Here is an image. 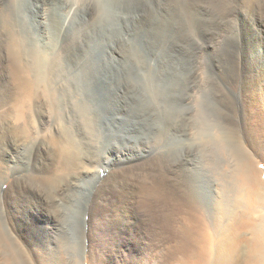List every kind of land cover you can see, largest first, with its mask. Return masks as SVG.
I'll list each match as a JSON object with an SVG mask.
<instances>
[{"label":"bare ground","instance_id":"1","mask_svg":"<svg viewBox=\"0 0 264 264\" xmlns=\"http://www.w3.org/2000/svg\"><path fill=\"white\" fill-rule=\"evenodd\" d=\"M26 1L11 0L0 11V42L9 59L10 133L19 142L0 170L8 168V179L19 184L44 185L48 199L79 205L62 207L63 217L54 225L61 252L47 247L49 252L38 253L35 260L12 234L0 191V264H96L94 242L85 249L92 236L85 234V216L96 209L91 198L100 193L99 186L111 180H103L99 166L91 167L88 181L80 176L88 172L87 162L103 153L111 156L102 169L129 162H134L132 171L140 169L137 161L152 150L119 149L145 144L153 136L165 137V144L152 166L167 168L175 181L164 188V205L152 197L160 194L155 185L143 199L149 226L161 232L156 245L164 250L156 252L159 262L154 263L148 248L141 264H264V171L254 154L257 146L253 152L246 147L217 101L224 91L236 97L227 86L234 70L227 67L222 76L203 72L194 61L203 52L198 42L183 59L167 51L183 22L190 25L195 0H56L49 8ZM154 9L164 15L153 32L146 19ZM39 98L57 118L35 140ZM209 110L215 119H208ZM10 133L0 136V143ZM25 143L37 149L28 170L21 167ZM46 154L55 159L53 172L44 170L50 164ZM5 184L0 179V187ZM249 213L262 217L256 226ZM131 223L137 230L145 221L139 217ZM250 231L254 237L248 240Z\"/></svg>","mask_w":264,"mask_h":264},{"label":"rangeland","instance_id":"2","mask_svg":"<svg viewBox=\"0 0 264 264\" xmlns=\"http://www.w3.org/2000/svg\"><path fill=\"white\" fill-rule=\"evenodd\" d=\"M10 1L0 0V11ZM26 2L45 5L46 8H49L55 6L57 1L27 0ZM163 15L164 12L161 9L152 10L147 16L146 28L154 32L161 23ZM196 42L203 47V52L200 56L197 55L194 61L198 60L197 64L199 66L202 65L203 72L213 70L214 72L216 71V74L219 73L218 75L222 76L221 73L229 67V69L234 70L231 78H229L230 83H232L227 84V86L230 90L229 92L236 97L233 99L227 96V92L224 91L220 92L222 97L217 98V101L220 102V107L226 114L227 125L231 126L234 132H237V136L241 140H245L246 147L251 152L254 150V154L260 160L259 169L264 171V0H250V2L241 0L233 1L232 3L216 1L212 3L210 0H195L190 25L183 22L180 32L175 35L167 46V51L169 54H178L179 57L181 55L180 58L183 59L191 51L192 46L196 45L194 44ZM0 43V136H2L6 131L10 133L14 124L11 120V98L6 90L10 83L9 59L4 42ZM222 46L224 47L222 48ZM231 52H233V55ZM233 61L236 63H233ZM230 85H232V89L241 87L237 88L238 90H232L229 87ZM240 92L241 94L243 93V96ZM216 94H218V89H215L212 96ZM36 101L40 103L41 107L39 114L34 110V115H36V119H41V123L36 125L35 140L40 138L39 136H42L46 129L52 128L55 118H57L56 115L50 116L43 105V98H39ZM36 101L33 102L32 106L35 105L36 107ZM212 112L213 110H209V120L215 119L212 117ZM257 119H261L260 124L263 125L259 126V128L261 127L260 132L255 125ZM57 134L61 136L60 129L59 132L57 129ZM10 135L6 142L2 141L0 143V162L4 167L9 163L8 157L13 156L14 149L12 150L11 148L15 147L14 143L19 144L14 139L13 134L10 133ZM164 138L153 136L145 144H138L134 148L119 149L120 152H129L130 150L137 151L145 147L153 151L152 155L143 156L137 161L136 164L139 163L142 167L136 171H132L131 168L134 162L119 165L121 168L102 169L103 162L111 156L109 153L98 155L94 157V161L87 162L90 164L88 172L85 171L80 177L88 181L92 177L91 172L93 169L91 167L99 166L103 180L109 177L111 180L106 179L99 186L100 193L95 195V197L93 195L91 198V205L96 209L92 212L87 210L85 216V234L89 236V231L92 233V236L88 237L89 239L86 238L85 249L88 251L94 242L96 264H141L148 248L153 250L149 251L153 255V262H159L158 256L155 254L156 252L160 254L164 250L163 245H156L161 232L157 228L149 226L150 216L145 210L143 199L145 196H151L150 191L157 186L160 194L157 198L156 196L152 197L158 201L159 206L164 205L165 198L161 200V195L166 193L165 189L168 188L169 182L173 183L175 181V179L171 178L173 173L169 175L170 171L167 168L160 171L158 166H152L154 158L158 155V150L165 144ZM27 145L29 143H25L27 152L23 154L21 160L23 170H28L29 164L34 161L37 153L36 148L31 150ZM255 145L257 146L256 148H254ZM20 146L24 147V144L21 143ZM52 156L53 154H46L50 163L44 169L47 172L54 171L55 159ZM5 173H8V168L6 172L4 169L0 170V179L6 183L0 187L1 196L4 198L1 201V205L5 208V216L8 219L12 234L35 260L38 259V253L47 254L49 252L47 247L56 253L61 252L60 241L58 240L59 233L55 230L54 225L62 219L63 212L67 206H72L73 201L68 204L67 202H59L58 199H48L44 185H34L35 183H31V181H22L19 184L14 182V180L8 179ZM116 180L118 183H115ZM127 199L131 201L127 203ZM73 203L74 206L79 205L76 201ZM173 206L177 208V203H174ZM62 207L64 211H62ZM240 213L234 218L235 220L241 218L242 215L240 216ZM139 217L143 218L145 223L141 229L136 230L137 227L131 221L135 222ZM259 217L260 219L262 218L255 213H249V222L256 226L260 221ZM80 227H83L82 223H80ZM251 234V231L247 232L245 238L250 240L252 237L251 239H253L254 235ZM235 264L241 263L237 261Z\"/></svg>","mask_w":264,"mask_h":264}]
</instances>
